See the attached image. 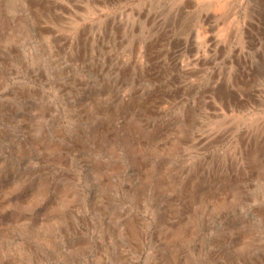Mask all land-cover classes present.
<instances>
[{
    "label": "rangeland",
    "instance_id": "rangeland-1",
    "mask_svg": "<svg viewBox=\"0 0 264 264\" xmlns=\"http://www.w3.org/2000/svg\"><path fill=\"white\" fill-rule=\"evenodd\" d=\"M0 264H264V0H0Z\"/></svg>",
    "mask_w": 264,
    "mask_h": 264
}]
</instances>
